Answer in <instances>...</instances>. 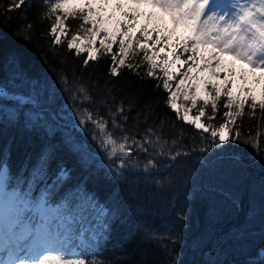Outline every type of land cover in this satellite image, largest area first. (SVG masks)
<instances>
[{
	"label": "trees",
	"instance_id": "16d2710c",
	"mask_svg": "<svg viewBox=\"0 0 264 264\" xmlns=\"http://www.w3.org/2000/svg\"><path fill=\"white\" fill-rule=\"evenodd\" d=\"M91 1L95 2L94 13L99 11L97 18L103 20L105 8L101 11L98 7L103 0L84 3ZM9 4L10 0H0V85L8 92L7 98H0V162L7 166L9 186L38 200L45 196L54 204L67 203L78 217L77 232L82 226L94 227L98 214L90 207L78 209L83 197H92L98 208H106L111 226L94 248L84 252L88 260L103 264H264V151L236 143L207 153L192 152L178 162L158 158V172H143L146 159L141 154L134 157L138 169L111 178L108 166L115 167L118 161L108 159L92 139L97 135L92 124L81 125L75 112L76 107L89 108L107 118V109L100 104L106 87L114 90L117 103L123 100L127 106L132 101L127 127L134 135L144 131L143 123L134 124L133 118L148 100L154 102L156 116L166 118V138H177L179 150L200 146L196 130L178 121L176 113L165 105L168 93L156 87L157 80L140 79L126 68L120 69L119 77L109 76L112 61L102 50L98 61H90L85 69L87 53L77 57L66 48V40L53 48L48 35L50 21L38 20L46 11L45 0H32L23 10L6 12ZM29 23L34 25L31 32H21ZM80 23L79 14L66 20L69 38ZM117 50L118 42L113 45V52ZM129 60L134 62L131 55ZM178 67L170 82L173 91L188 65ZM146 68L145 64L141 72ZM196 74L189 75L220 84ZM157 75L162 73L157 70ZM62 76L69 79L68 91ZM81 82L91 86L93 103L73 102L74 89ZM207 88L211 90V83ZM260 93L255 89V95ZM225 100L222 96L218 101L213 125L223 122ZM177 102L182 111L191 107V102L183 99V88ZM250 103L237 121L241 137L264 150V119L259 108L256 117H250ZM201 106L198 100L191 113L196 115ZM203 120L208 122L206 117ZM68 138L78 152L70 150L65 143ZM81 157L89 159L88 166L82 164ZM169 164L174 166L169 168ZM62 168L68 173L63 181L58 179Z\"/></svg>",
	"mask_w": 264,
	"mask_h": 264
},
{
	"label": "snow or ice",
	"instance_id": "6c2138e0",
	"mask_svg": "<svg viewBox=\"0 0 264 264\" xmlns=\"http://www.w3.org/2000/svg\"><path fill=\"white\" fill-rule=\"evenodd\" d=\"M31 2L32 0H10L5 11L23 10ZM128 2L135 7L131 9V13L124 12L126 20L122 26L117 21L115 30L106 27L105 22L97 18L99 11L94 13L92 3H82L81 0H45L46 11L38 16L41 22L50 21L48 35L52 38L53 48L64 44L66 40V48L70 52L74 51L77 57L87 53L83 61L85 69L90 61H98L102 50L112 61L109 76L119 77L122 75L120 69L126 68L140 79L146 76L157 80L156 87H162L168 93L165 105L176 113L178 121L196 130L200 146L192 151L179 150L180 142L177 138H172L171 141L166 138V118L156 116L154 102L148 100L143 102L133 118L134 124L143 123L144 131L134 135L127 127L133 111L132 101L127 106L123 100L117 103L114 90L106 87V97L100 98V104L107 109V118L89 108L76 107L75 112L81 125L92 124L97 132L92 139L98 142L108 159L118 161L115 167L108 166L111 178L119 179L125 175L126 170L138 169L139 161L134 157L141 154L146 159L143 172H158V158L178 162L181 157L191 156L192 152L207 153L236 143L250 144L258 151H264L251 139L241 137V129L237 123L238 118L244 115L245 105L249 101L250 117H256V109L259 108L260 118L264 119V91L258 97L254 94L255 89L248 86L250 81L255 85L264 81V0H230L227 5H221L218 0ZM105 6L102 3L100 10ZM115 7L123 10L125 5L117 3ZM141 7L150 10L141 11ZM78 14L81 23L69 38L70 30L66 20L69 17L75 19ZM142 19L146 22L138 26ZM33 27L31 23L25 24L21 32L30 33ZM181 29L183 34L178 35ZM137 30L139 36L135 35ZM98 37L101 38L97 47ZM162 41L163 46L158 47ZM117 42L118 50L114 53L113 45ZM166 48L171 50L161 57L159 54ZM185 54L188 55L182 60L181 56ZM130 55L134 62H130ZM137 56H140L139 60H135ZM169 57L173 59L170 60ZM197 58L204 65L202 70L196 62ZM12 59L18 61L15 56ZM177 63L188 67L180 73L182 78L173 91L170 82L174 80L172 69H175ZM237 63L246 67L238 70ZM145 64L147 68L141 72ZM157 70L162 76L157 75ZM209 70L214 79L220 80V84L189 75ZM220 72L224 73L222 79ZM61 81L65 85L64 90L68 91V77L62 76ZM186 82L191 83L186 85ZM209 83L211 90L207 88ZM99 86L97 81L96 87ZM182 88L183 99L190 101L191 107H184L181 112L177 97ZM201 88L204 90L203 95ZM7 96L8 92L0 85V98ZM222 96L226 98L223 104L225 111L221 114L223 122L213 125L212 121L216 120L219 111L218 101ZM72 100L81 104L93 103L91 86L78 83ZM198 100L202 101V106L195 116L190 115L192 109L197 108ZM209 107L210 113L207 111ZM205 117L207 123L203 120ZM179 136H183L182 130ZM65 143L73 152L79 151L71 138ZM41 159L46 163L45 157ZM81 161L83 165H89L87 157H81ZM173 166L174 164L168 165L169 168ZM6 175L7 166L0 162V264H103L96 259L88 260L84 252L94 248L106 236L111 226L107 219L110 212L106 208H98L92 197H83V204L78 209L90 207L97 210L98 214L94 227L82 226L77 232L72 227L76 216L71 213L67 203L51 208L47 206L46 197H41L34 205L30 197L19 190L4 193L2 181ZM67 176V170L60 169L58 179L63 181ZM34 211L39 212V219L35 215L28 216L29 212ZM83 220L81 212L80 221Z\"/></svg>",
	"mask_w": 264,
	"mask_h": 264
},
{
	"label": "rangeland",
	"instance_id": "374dc122",
	"mask_svg": "<svg viewBox=\"0 0 264 264\" xmlns=\"http://www.w3.org/2000/svg\"><path fill=\"white\" fill-rule=\"evenodd\" d=\"M82 3L85 2V0H81ZM218 2L221 4V5H227L230 3V0H218ZM89 3H92L94 4L95 2H89ZM104 3L106 4V6L104 7L105 8V13L103 14V17L102 19L105 20V24H106V27H109L110 29L112 30H115V27H116V22L119 21L121 23V26L123 25V23L125 22L126 18L124 16V12H129L131 13V9L133 7H135V5H131L129 4L128 0H103V2H100L98 4V7L100 8L101 4ZM117 3H122L125 5V7L123 8V10H118L116 9L115 5ZM150 9L148 8H145V7H141V11H149ZM109 17H112V19L110 20ZM146 21H144L143 19L141 21L138 22V26H142ZM169 27H171V25L169 24ZM122 30V28H121ZM135 34H140L139 31L137 30ZM183 34V30L181 29L180 32L178 33V35H182ZM155 38V37H153ZM163 43V41H162ZM173 45L175 44V39L173 40ZM158 47H162L161 45H159ZM171 49L169 48H166L164 52H161L159 55L161 57L165 56ZM169 59H173L172 57H169ZM158 63H159V60H158ZM197 63L199 64L200 66V69L202 70L204 68V65L200 63L199 61V58L197 60ZM178 64H176V67L175 69H172L173 73L175 74L180 68L178 67ZM242 67H246L242 64H239L237 63V69L239 70L240 68ZM197 73V74H196ZM195 74L196 75H206L208 78L212 79L213 81L217 82V83H220V80H216L212 77V74H211V70H209L208 72H203V73H206V74H202V71L201 72H196ZM224 74L223 72H220L219 73V76L221 77V75ZM176 75V74H175ZM257 75H259V73H257ZM237 83L239 84V77H237ZM250 87H253L255 88L258 92H262L264 91V81L261 82V84L259 85H255L253 83H251V81L249 82V85ZM178 103V102H177ZM179 104V103H178ZM182 112V110H181ZM190 115H193L195 116V114L193 113H190ZM4 180H5V184H6V190H3L5 191V193H11L15 190H19L21 193H23L20 189H12L10 190V188L8 187L7 185V175L4 177ZM25 194V193H24ZM31 199V202L35 205L37 204L41 198H39V200L37 198H35L34 196L32 195H28ZM42 197H45V196H42ZM47 199V198H46ZM61 205V204H60ZM59 204H54L52 202H49V200L47 199V206L51 207V208H56L58 206H60ZM35 215L36 219H39L40 218V215H39V212L38 211H34V212H29L28 213V216H33ZM78 217L76 216V221L73 223L72 227L77 230V228H79L78 226Z\"/></svg>",
	"mask_w": 264,
	"mask_h": 264
},
{
	"label": "bare ground",
	"instance_id": "6f19581e",
	"mask_svg": "<svg viewBox=\"0 0 264 264\" xmlns=\"http://www.w3.org/2000/svg\"><path fill=\"white\" fill-rule=\"evenodd\" d=\"M4 182H5V180L3 178V181H2V183H3V190H6V184ZM4 193H5V191H4Z\"/></svg>",
	"mask_w": 264,
	"mask_h": 264
}]
</instances>
